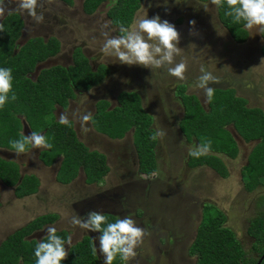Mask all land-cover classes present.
I'll list each match as a JSON object with an SVG mask.
<instances>
[{"label": "trees", "instance_id": "16d2710c", "mask_svg": "<svg viewBox=\"0 0 264 264\" xmlns=\"http://www.w3.org/2000/svg\"><path fill=\"white\" fill-rule=\"evenodd\" d=\"M67 5L72 0H58ZM105 0H82V10L91 13ZM110 2V3H109ZM141 0H108L110 4L106 15L111 24L118 27H128L134 12ZM216 8L219 21L227 29L230 37L236 42H243L247 37L244 23H233L232 17L225 15L228 10L226 0ZM5 30L0 32V68L12 69V90L4 107L0 108V148L12 150L10 141L20 138L22 126L29 131H36L46 136L51 148H44L37 157L44 165H50L57 157L60 163L55 179L66 183L75 177L81 168L86 182L99 180L107 170L104 156L96 151L88 150L76 137L71 127L61 125L53 117L55 105L65 108L67 100L73 97V88H87L97 83L104 69L91 70L86 59L78 51L72 53V65L66 68L53 65L41 68L31 78L37 63L53 56L58 51L59 42L55 37L43 39L34 36L26 39L19 46L16 39L22 27V20L16 12H7L0 20ZM264 57V32L260 31ZM214 96L202 107L199 100L192 94H184L183 86L177 88L181 95L183 113L178 122V128L186 140H195L196 145L211 141V152L200 158L188 154V166L206 165L219 176L227 175L225 166L216 155L222 153L233 158L237 153V144L228 125L244 142L256 141L246 157L243 166V177L252 181L261 177L264 183V110L259 107L246 106L243 97L236 96L232 88H213ZM16 99L13 100L12 94ZM118 104L106 109V102L96 105L92 116L94 127L109 137H120L129 127H133V144L138 157V170L149 175L156 169L153 147L154 134L150 128L151 118L139 104L138 97L133 92H120ZM30 146V145H29ZM27 147V149L29 148ZM0 181L14 187V193L20 197L36 190L37 178L33 174L20 175L18 164L12 160L0 157ZM259 181V180H258ZM105 215V214H104ZM110 216V215H105ZM55 213H47L34 217L24 226L16 229L0 242V264H36L34 255L40 240L28 238L44 224L56 219ZM224 213L212 204L203 205L200 221L195 235L189 245L188 254L196 257L194 264H255L264 251V213L248 220L246 234L251 238V249L257 253V258L246 256L234 232L224 226ZM115 222L107 219V223ZM67 241V232L58 230L56 233ZM99 235L101 233L99 232ZM92 243L84 236L66 248L68 256L61 264H97V258L92 254ZM117 255L113 261L120 262ZM258 264H264V255Z\"/></svg>", "mask_w": 264, "mask_h": 264}, {"label": "rangeland", "instance_id": "374dc122", "mask_svg": "<svg viewBox=\"0 0 264 264\" xmlns=\"http://www.w3.org/2000/svg\"><path fill=\"white\" fill-rule=\"evenodd\" d=\"M81 2L82 0H73L72 4L68 6L58 0H38L36 12L37 14H43L44 19L43 22L37 23L30 15H28L26 11L20 10L18 8L19 0H0V7L4 8V13L3 15H0V20L7 12H16L20 16V19L23 22L19 32V37L16 40L17 46L32 36H41L43 38L56 36V38L61 43L62 53L68 57L67 54H70V48L74 44H81L78 46L83 47V50L86 45L90 47V45L87 44L88 41L86 38V33L84 30H81L79 27H77V24L81 23L83 25H88L90 23L92 25V27H90V32L92 33L95 28L93 27V21L103 19L105 20L104 14L110 5V2L103 3L100 9H98L94 15H91V17L87 19L86 16L81 14ZM198 2L199 1L197 0H141L139 8L133 15V22L138 14L143 15L147 13L149 18L158 14L162 20L167 19L170 23L175 25L176 29L180 33V42L178 47L181 48V53L183 52L180 54L182 56H176L175 60L177 62H179L181 59L186 61L187 71L185 72V77L186 81L190 82L189 85H191V89H189L188 86L186 90L188 92L187 94H190V92L191 94H195V96L198 97L202 107L205 108L207 103L205 92L203 89L193 87L197 83V78L201 75V66H203L205 70L210 71L212 75L216 77V81L210 82L208 85L209 87L232 88L236 96L245 98L246 106L259 107L264 110V59H262L257 52L258 43L255 38V34L246 28L248 31V37L244 43L231 44L229 41L227 42L226 40H230L229 35L226 37L227 32L225 31L226 33L224 32L223 35H219L218 32L223 33L219 25H217V23L215 24L217 26L213 25L211 23L212 21H209L211 18L208 19L204 17L202 12L199 10V8L205 10L206 6L215 12V5L211 3V0L209 3H205L204 6L199 5ZM165 9H168V11ZM213 19L217 21L215 17H213ZM191 20H195L196 22L194 27L198 35L189 34V29L192 27L189 24V21ZM105 23H107L106 20ZM208 23L212 24V26H210ZM209 26L212 28V32L208 31V29H210ZM70 32L72 34H70ZM108 33L111 36L112 30L110 29ZM91 49H93V52L91 53L93 55H90L89 57H91L92 63L93 61L96 62L98 60L101 62L108 61L106 55H104V53L101 51V48L97 47L96 50L94 46H91ZM247 49L250 51L246 52ZM85 50L91 52L90 49L85 48ZM256 52L260 57L259 60L254 59V57L258 59ZM210 53L213 54L210 56ZM108 57L111 59L112 56ZM50 58L46 61V63L42 62L37 64L35 71L30 73L29 76L33 78L41 68H45V66L56 63ZM48 62L51 64H48ZM115 63L117 70H121L120 75L122 76L119 79L121 82H124L128 88L137 89V85L139 84L141 87L140 90H142L146 85L147 88L145 87V89L149 91L148 95H144L146 106L152 100L150 98V91L152 88L163 84L161 87L164 89L166 88L169 90H174L175 85L182 83L176 77L170 76L168 74L164 76V80L162 78V81H159V83H154L153 81L149 82L148 84L144 82L142 83L136 79V75L129 71V65L120 64L118 61ZM120 68H124V70ZM126 69H128V71ZM163 69L166 70V68ZM154 73L158 74L159 72L158 70H155ZM195 76L196 81L193 83ZM173 92L171 93L172 97L168 92L169 97L172 101L178 102V99L177 97H174L175 94ZM172 104L173 105L171 106L174 107L171 109L174 111L177 106H175L176 103L172 102ZM178 111L181 113V110ZM59 115L60 113L58 114V120ZM155 121L156 128L160 130L159 119L155 118ZM25 127L26 125L22 127L21 132L25 135L30 134L28 128ZM226 129L230 132L237 144V153L233 158H229L222 153L216 154L225 166L227 175L224 177L219 176L216 172L206 166H198L193 168L187 167V153L189 152L190 148L196 146V142L192 141L190 143H186V145L183 144L185 141L180 137L181 135L177 134V131V133L174 131V128L168 133L170 134V139L176 143L177 149L178 145H185V150L182 152L181 150H177L176 155L173 157V160L177 166L172 167V170L175 169L173 171L174 173H172V175H174L172 176V179L166 178L163 183L164 185L160 184L156 191L148 193L150 194L149 198H151L149 204H152L153 206L152 212L149 210V212L152 214V218H143L142 222L149 226L150 223H165V228H173L175 231L180 233V236L181 234L188 235V240H191L195 234V226L201 217L203 205L212 204L224 213L226 218L224 226H227L234 232L235 237L238 239L241 247L245 251L246 256L255 259L257 258V253L251 249L252 241L251 238L246 234V227L248 220L251 217L258 214L259 211L264 213V183L261 177L252 181L246 180L243 177L242 168L245 164L249 150L256 143V141L244 143L240 140L230 125H228ZM38 150L39 149L29 146L28 151L24 153L25 155L23 153L18 155L20 156L18 159V164L21 165V173L29 172L27 165L30 166L29 164H35L32 159L36 157ZM29 151L33 156L31 155V157H25L27 155L26 153ZM183 153V161H181V156ZM0 155L1 157L6 158L17 157V154L14 155L8 151H0ZM180 165L182 166L181 168ZM167 166L168 163L165 164L164 170L167 169ZM39 168L42 167L37 165L36 167H33L31 171L36 172L39 170ZM112 175L113 173L109 174L108 178H106L105 181H102V186H104L102 187L103 189L108 188L109 182L112 183ZM150 176L151 174H143L142 178L147 179L150 178ZM109 178L111 180L108 182ZM136 178H140L137 176V173L132 175L130 172V177L128 180H130V182H134ZM76 182L77 181H75V183ZM0 186L4 185L0 183ZM100 190L102 189H98L97 191ZM50 191L51 187L47 186V188L44 189L43 195L45 194L46 196V194H48L49 198L51 193H53ZM134 193V195L141 197L143 196L144 192L139 193L138 190ZM4 194L5 193L3 191V196ZM123 195L124 193H121L120 195L113 197L116 199L115 203L118 202L121 204V207L114 208V210H117V213L122 214L125 212L123 208L127 206V203L130 200L129 198H125L127 195L126 193L124 196ZM134 195L132 194V196ZM11 199H13V197H11ZM139 199L136 198L135 201L140 202L141 199L138 201ZM5 201L6 199L4 202ZM27 201H29L31 204L37 203L38 205L35 207L36 209H33L32 207L24 208V206L21 207L20 204L17 205L15 203L11 204L10 208H8L10 204L0 207V240L4 239L5 236L10 233V229L17 228H11V222L14 220V218L9 219V217H11L12 212L17 213L16 211H18L22 213L24 211L25 214H23V216L29 215V213L32 212L34 213L33 217L47 213L44 206L45 204L38 203L33 199H29ZM74 202L76 201L73 200L71 204ZM125 202L126 204H124ZM75 204L79 205V203ZM3 207L6 208L2 210ZM66 214L67 212L62 209V212L57 215L58 218L53 224H48L41 227L37 232L32 234V237L39 240L40 237L47 235L48 226H54L57 231H70L67 241L70 240L71 244L79 241L85 230H83L78 225L77 227L73 225L71 220L67 219ZM120 215L121 214L118 215V218ZM126 215H130V212H125L124 216ZM106 217L112 221V216ZM153 234H157V232L151 228H148L147 235L151 236ZM152 239L154 240L155 237ZM67 241L65 242V249L69 246ZM187 243L189 244V242ZM144 244L146 245V243L142 241L141 245L145 246ZM181 245H183L182 242L177 243L178 247ZM135 253L137 254V251H135ZM183 256L184 260L182 259V261H185V264H192L195 261L194 256L185 255V252L181 255V257ZM171 257L174 256L172 255ZM134 259L135 261H133L132 258L128 261H132V264H136L135 262L138 264H146L142 262L141 255H138V257H135ZM152 263L153 262H151V264ZM159 264H172V259L170 258L168 261L162 260Z\"/></svg>", "mask_w": 264, "mask_h": 264}, {"label": "flooded vegetation", "instance_id": "af4514ba", "mask_svg": "<svg viewBox=\"0 0 264 264\" xmlns=\"http://www.w3.org/2000/svg\"><path fill=\"white\" fill-rule=\"evenodd\" d=\"M197 1H199L198 2L199 5L204 6L205 3H209L210 0H197ZM106 2H108V0L101 2L95 8V10L91 13L84 12L82 10V5H81V14L83 16H86L88 19L89 17H91V15H94L98 9H100V7H101V5H103V3H106ZM63 4H65V3H63ZM81 4H82V2H81ZM65 5H67V4H65ZM68 6H70V5H68ZM199 10L202 12V15H204V17H206L208 19L211 18L209 21L210 22L212 21L211 23L213 25H215L217 23V25H219L222 32H225V31L227 32V33L225 32L226 37H228V35H229L230 40H226V39H224V40H226L227 42L229 41V43H231V44H241V43L245 42V41L236 42L230 37V34L228 33L227 29L224 27V25L219 21V19L217 17L216 8H215V12L212 9L210 10V8H207V11L202 10L201 8H199ZM106 11H105L104 16H105V20L107 21V24H108L107 28L103 27L105 24L104 19L93 21V23H94L93 27H95V28L92 31V33L90 32V27H92V25L90 23L88 25H83L81 23L77 24V27H79L81 30H84V32L86 33V38L88 41L87 44L90 45V47H88L86 45L85 48L90 49L91 52L86 51L85 48L83 50V47L78 46L81 44H74L70 48V54L68 53L67 54L68 57H66V55H64V53H62L61 43L56 38V36H49V37H55L59 42L58 51L53 56H51V58H50L56 62L53 65H60V66H63L65 68L69 65H72V58L71 57H72V53L76 49L86 59V62H87L88 66L90 67L91 70L96 71L97 68L99 69V67L104 69V74L102 75V77L100 78V80L97 83L90 85L87 88H78V87L73 88L72 89L73 90V97L69 98L67 100L66 107L61 108L60 106L55 105V107L52 111V114H53V117L56 121H59L58 120V114L59 113L61 114L62 112H64L68 116V119L71 122L72 128L75 132L77 139L88 150L99 152L104 156V162H105V165L107 166L106 172L104 173V175H102V177L99 180L92 181V182H86L85 181V175H84L82 169L78 168L75 177L72 178L69 182H66V183L59 182L55 179V176H53V173H54L55 165L58 162L57 160L61 159V158L57 157L50 165H44L40 161V159L37 157L38 152L44 148H39V150L36 153V157L34 156L35 157L34 159L31 158L35 164H29L30 166L27 165L29 172L23 173V174H33L37 178L38 184L36 186V190L30 194H26V195L18 197L14 193V187L13 186H7L0 181V183L2 185H4V186H0V207L10 204L8 206V208H10L11 204L15 203L17 205L20 204L21 207L24 206V208L32 207L34 209L38 204L37 203L31 204L29 201H27L29 199H33L34 201H36L38 203L45 204L44 206L46 208L45 210L47 211V213H55L56 215H58L60 212H62V209L65 210L67 212L66 215H67L68 220H72V217L77 216V215L86 219L87 213L89 211L97 210V211L102 212L105 215L113 216L114 221H115L118 218L119 214H121L120 217L122 218V217H124V213L129 211L130 215L137 222V225L142 227L143 229H145V235L143 236L142 241H144L146 243V245L144 244L145 246H142L140 243L134 249L135 251H137V254L135 255V257H138V255H141L142 256V262L146 263V264L147 263L151 264V262H153L152 264H159L162 260L168 261L170 258L172 259V264H185L184 263L185 261L184 262L182 261L184 256L181 257V255L184 254V252H185V255L194 256V255L188 254V248H189V245H190L193 238L191 240H188V237H187L188 235L181 234V236H180V233L175 231L172 227H171L172 229H169L168 227L165 228V223H163V224L160 222L157 224L150 223V226H149V225L143 223L142 219L143 218H145V219L146 218H152V214L150 212H152L153 206H152V204L151 205L149 204L151 198H149L150 194H148V193L156 191L157 188L159 187V185L164 183V180L166 178L172 179V176H174V175H172V173H174L173 171L175 169L172 170V167L177 166V164L173 160L174 155H176V151L181 150V152H182L183 150H185L184 146L186 145V143H190L192 141H195L193 139L190 141L186 140V138L184 137V135L181 133V131L178 128V122H179V120L182 116V113H183V106H182V103L180 100L181 95L178 93L177 88H179L180 86H183V93L187 94L188 92L186 90H187L188 86H189V89H191V87H190L191 85H189L190 82H187L185 79V80H180V82H182V83L175 85L174 90H169V89L165 88L166 89V91H165V89L163 87H161V86H163V84L156 86V87L151 89L150 98L152 100L146 106L144 95L149 94V91L147 89H145L146 85L144 86V88L142 90H140L141 87L139 84L137 85L138 86L137 89H130L124 84V82H121V80L119 79L122 76V75H120L121 70H117V67L115 66V64H116L115 63L116 62L115 57H111V59H110V57L106 56V58L108 60L107 62H105V61L101 62L99 60L98 61L95 60L96 62L93 61V63H94L93 64L91 57H89L90 55H93V54H91L93 52V49H91V46H94L96 50H97V47L98 48L102 47L105 37L103 35H101V32L102 31L108 32L111 29L112 30L111 36L121 35L119 28L114 26L113 24H111L108 16L106 15ZM135 12H134V14H135ZM213 17H215L217 21H215L213 19ZM133 18H134V16L132 17V20H131L128 27L131 26V24L133 22ZM212 24H209V25L212 26ZM217 25H215V26H217ZM210 26H209L210 29H208V31L212 32L211 31L212 28ZM243 27H244V25H243ZM217 30L220 31L219 29H217ZM245 30L247 31L246 28H245ZM69 31H70V29H69ZM250 31L255 34V38H256L257 43H258L257 52L261 56V58L264 59V57L262 56L261 51H260V48L262 46V39L260 36V31H261L260 27L254 26ZM70 34H72V33L70 32ZM32 37H34V36H32ZM39 37H41V36H39ZM49 37H47V38H49ZM247 37H248V31H247ZM247 37H246V39H247ZM41 38H43V37H41ZM47 38H43V39L45 40ZM97 39H99V40H97ZM249 51L250 50L247 49L246 52H249ZM257 52H256V54H257ZM212 54L213 53H210V56ZM258 54H257V56H258ZM181 56L182 55H180L179 57H181ZM254 59L259 60L260 57L258 56V59L256 57H254ZM53 65H51V66H53ZM129 67H130L129 71H131V73H133L134 75L137 76L136 79L138 81H141L142 83L144 82L147 84L151 81H153L154 83L155 82L159 83V81H162V78L164 80V76H166L168 74L166 72V70L163 68L151 70L150 68H145V67L140 66V65H132ZM120 69L124 70V68H120ZM126 70L128 71V69H126ZM155 70H158L159 73L155 74L154 73ZM194 81H196V76L193 79V83H194ZM134 82H136V81H134ZM89 89H93L94 91L90 92ZM120 92H133V93H135L138 97L139 104H140L141 108L151 118L150 125H149L150 128L153 130L154 133L158 131V129L156 128V121H155V118H158L160 121V126H159L160 130H162L165 133V135L162 138L158 137L155 140L153 152H154L156 169L154 172L150 173L151 176H150V178H147V179H143L142 175L143 174L146 175V174L138 170V157L136 154V150H135V147L133 144V138H132L133 127H129L126 131H124V133L120 137H109L107 134L97 130L92 123V119L83 128L81 127V123H80V117L81 116H83L89 112H91V114L93 116L96 112V105L98 103H100L101 101H104L107 103L106 109L113 108L114 106H116L118 104L117 97H118V94ZM168 92L170 93L171 97H172L171 93L173 92L175 94L174 97H177L178 102L172 101L169 97ZM190 94H191V92H190ZM192 95L195 96V94H192ZM196 98L198 99V97H196ZM172 102L176 103V105L175 104L174 105L177 106L178 109L176 108L174 111H172L171 108L174 107V106H171V105H173ZM178 110H181V113ZM173 128H174V131L175 132L177 131L178 133L177 132L176 133L178 135H181L180 137L185 141V143H183L185 145L184 146L178 145V149H177L176 143L170 139V134H168L171 130H173ZM180 141H181V139H180ZM241 141L244 142L243 140H241ZM249 142H251V141H249ZM244 143H247V142H244ZM180 148H182V149H180ZM27 151H28V149H27ZM26 154L27 155L25 157H27V156L31 157V155H32L30 153V151ZM188 154H189V152L187 153V160H186V166L187 167L193 168V167H198V166H206V165L188 166V164H187ZM24 155H22V156H24ZM183 155H184V153L181 156V161H183ZM166 163H168V166H167V169L164 170ZM245 164H246V161H245ZM37 165H40L42 168H39V170H37L36 173L34 171H31L32 168L36 167ZM18 167H19V169H21L19 164H18ZM181 167L182 166L180 165V168ZM206 167H208V166H206ZM208 168H210V167H208ZM56 171H55L54 175L56 174ZM37 172H39V173H37ZM130 172L132 175L134 173H137V176H139L140 178H136L134 182H130V180H128L130 177ZM111 173H113L112 183L109 182L111 180L109 178L108 182L111 184L108 183V185H109L108 188L103 189L102 187H104V186H102V183H103L102 181H105L106 178H108V175ZM164 175H165V178H164ZM75 181H77V182L75 183ZM47 186L48 187L50 186L51 191L53 192V193H51L49 198H48V194H46V196H45V194L43 195L44 189L47 188ZM53 186H55V187H53ZM93 189H94V192H93ZM98 189H102V190L97 191ZM138 190H139V193L144 192L143 196L138 197L137 195H134L135 194L134 192L138 191ZM3 191L5 193L4 196H3ZM120 192L124 193V195L126 193L127 195L125 196V198L130 199L129 202L127 203V206L125 208H123V210L125 211L123 214L117 213L116 212L117 210H114V208L121 207V204H119L118 202L115 203L116 199L113 198V197H116L117 195H120L121 194ZM132 194L134 196H132ZM11 197H13V199H11ZM136 198H138V199L140 198L141 201L139 199L138 201H140V202H136L135 201ZM5 199H6V201L4 202ZM73 200L76 202L71 204ZM125 201H126V199H125ZM75 203H79V205H76ZM124 204H126V202ZM63 206H65L66 208ZM4 208H6V207H3L2 210H4ZM149 210H150V212H149ZM16 212L17 213L12 212L11 217H9V219L14 218V220L11 222L12 223L11 228L17 227L16 229H18V228L24 226L27 222H29L31 219L34 218L33 217L34 213H32V212L26 216H23V214H25L24 211L22 213L18 212V211H16ZM47 213H44V214H47ZM40 215H42V214H40ZM28 216L30 217V219H26ZM37 216H39V215H37ZM24 218H25V220H24ZM57 218H58V216L56 217V219ZM55 220H54V222H55ZM199 221H200V219H199ZM199 221L197 222V224L195 226V232H196V227H197ZM54 222L44 224L43 226L48 225V224H53ZM75 226L77 227V225H75ZM168 226H170V225H168ZM148 228L153 229L154 231L157 232V234H153L151 236L147 235V229ZM16 229H10L11 230L10 233L15 231ZM82 229L85 231L79 240H81L84 236L88 237L92 243V247L96 246L98 249L97 255H95L97 258V264H103V256L99 253V240H98V237L100 236L99 231H91V230L84 229V228H82ZM38 230H36L34 232H37ZM64 231L67 232V238H68V234L70 231L69 230H64ZM33 233H31V234H33ZM8 235H6V236H8ZM30 236H28V238H33ZM154 237H155V239L153 240L152 238H154ZM40 238H39V240H40ZM2 240H0V242ZM35 240H37V239H35ZM179 242L183 243V245H181L180 247L177 246V243H179ZM187 242H189V244ZM172 255L174 257H171ZM134 258H132L133 261H135ZM194 260H195V256H194ZM131 262L121 260L118 263L113 262V264H132ZM135 263L138 264L137 262H135ZM192 264H194V262Z\"/></svg>", "mask_w": 264, "mask_h": 264}, {"label": "clouds", "instance_id": "9594fccd", "mask_svg": "<svg viewBox=\"0 0 264 264\" xmlns=\"http://www.w3.org/2000/svg\"><path fill=\"white\" fill-rule=\"evenodd\" d=\"M211 3L217 7L221 6L222 0H211ZM115 0H113V5ZM228 10L225 15L232 17L233 23H244V27L251 30L254 26H259L264 32V0H226ZM38 0H19L18 8L26 11L37 23L43 22V14H37L36 8ZM168 11V9H165ZM207 11V7L205 6ZM4 8L0 7V15H3ZM195 20L189 21L192 26L189 29L190 35H198L195 31ZM104 28L108 27L105 23ZM5 30L4 25L0 23V32ZM121 35L110 36L108 32H101L105 37L101 51L106 56L115 57L116 61L125 65H140L145 68L158 69L166 68L168 75L176 77L179 80H185L187 63L184 59L179 62L175 57L181 54L180 33L173 23L167 19H161L157 14L151 18L148 14L137 15L130 27L120 26ZM219 35L223 33L218 32ZM201 75L197 78V83L193 86L203 89L207 101L211 102L214 96V89L209 87L210 82H215L216 77L211 72L205 70L203 66L200 69ZM12 69L0 68V108L8 102V94L12 90ZM90 92L94 91L89 89ZM16 99L15 94L11 97ZM92 119L91 112L80 117L81 127L83 128ZM59 124L71 127L68 116L62 112L59 115ZM165 133L162 130L155 132L151 139L155 141L158 137L162 138ZM11 148L17 155L25 153L27 147L32 148H51L52 144L48 142L46 136L36 131L30 134H20V138L10 141ZM211 152V141L196 145L189 149V155L195 158L209 155ZM107 217L100 211L92 210L87 213V218L73 216L71 223L81 228L91 231H99L101 235L99 240V253L103 256V264H113L117 255L122 261H128L136 253L134 249L142 242L145 235V229L137 225V222L131 215L119 217L115 222L107 223ZM54 226L47 227L46 239L40 240L34 251L36 264H61L68 256L65 249V240L57 234ZM70 246L71 241H67ZM96 246L92 248V254L97 255Z\"/></svg>", "mask_w": 264, "mask_h": 264}, {"label": "water", "instance_id": "95a60500", "mask_svg": "<svg viewBox=\"0 0 264 264\" xmlns=\"http://www.w3.org/2000/svg\"><path fill=\"white\" fill-rule=\"evenodd\" d=\"M49 58H46L44 61H41V62H39V63H46V61L48 60ZM39 63H37V64H39ZM37 64H36V66H37ZM48 64H51V63H49L48 62ZM36 66H35V68H34V71H35V69H36ZM49 66H51V65H48V66H45V67H49ZM25 124H23V126H24ZM22 126V127H23ZM25 128H28L27 126L25 127ZM29 130V129H28ZM31 133V132H30ZM239 137V136H238ZM240 138V137H239ZM241 140V139H240ZM6 151L7 149H4V148H0V151ZM0 157H1V155H0ZM2 158H4V159H7V160H12V161H14V162H16L15 160H14V157L13 158H10V157H8V158H6V157H2ZM19 172H20V169H19ZM20 175H23V173H21L20 172ZM31 237H32V234H31ZM263 255H264V251H263V253H262V255L260 256V258L257 260V262L255 263V264H258L259 262H260V260H261V258L263 257Z\"/></svg>", "mask_w": 264, "mask_h": 264}, {"label": "crops", "instance_id": "0c3cea01", "mask_svg": "<svg viewBox=\"0 0 264 264\" xmlns=\"http://www.w3.org/2000/svg\"><path fill=\"white\" fill-rule=\"evenodd\" d=\"M50 58V57H49ZM51 65H53V64H51ZM5 151V150H4ZM6 151H8V152H10V153H13L14 155L16 154L15 153V151H12V150H6ZM24 154V153H23ZM22 157V156H21ZM20 158V156H18L17 155V157L16 158H14V160L18 163V159ZM58 162L56 163V165H55V168H54V173H55V171L58 169V166H59V162H60V159H58L57 160ZM20 167H21V165H19ZM35 172V171H34ZM36 173V172H35ZM37 173H39V172H37ZM54 173H53V176H55L54 175ZM38 177V176H37ZM39 178V177H38ZM26 219H30V217L28 216ZM24 220H25V218H24Z\"/></svg>", "mask_w": 264, "mask_h": 264}]
</instances>
